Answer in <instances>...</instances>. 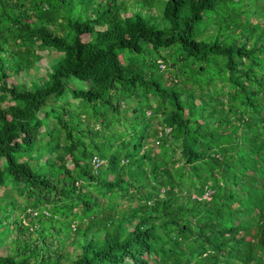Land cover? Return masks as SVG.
Listing matches in <instances>:
<instances>
[{
	"label": "trees",
	"instance_id": "1",
	"mask_svg": "<svg viewBox=\"0 0 264 264\" xmlns=\"http://www.w3.org/2000/svg\"><path fill=\"white\" fill-rule=\"evenodd\" d=\"M1 161L0 264H264V0H0Z\"/></svg>",
	"mask_w": 264,
	"mask_h": 264
},
{
	"label": "rangeland",
	"instance_id": "2",
	"mask_svg": "<svg viewBox=\"0 0 264 264\" xmlns=\"http://www.w3.org/2000/svg\"><path fill=\"white\" fill-rule=\"evenodd\" d=\"M84 38L87 40L89 37H88V35H85ZM43 54H44L43 58L37 64L38 69H33L29 73L22 72L20 75H16L14 77L9 78V82L10 83L19 82V83H25V84L30 85L31 80H35V81H39V79L46 80L47 79V71L50 69H55V67H56L55 63H58L57 58L62 55V51H59L56 49H51L49 51L44 50ZM199 102H200V100H199ZM99 124H100L99 122L96 123L95 127L98 128ZM149 141L152 144V148H154V153H158V147L156 146L158 144L157 141L155 139H152V138H150ZM44 161H45V158H43L41 162L43 163ZM99 163L102 164L103 162L96 159L95 164L98 165ZM69 166L73 167L72 162H69ZM1 168H2V161L0 162V169ZM110 178H112V175H110ZM148 181H149V179L146 180V182H148ZM180 189H181V192L179 191V193H183L184 195L187 193H190V192L194 193V190H195V189L187 188L186 186H184V184H181ZM10 190L11 189L9 187H6V188L2 187L1 193L4 195H11L12 190L11 191ZM208 193H209V191H208ZM124 205L125 206H127V205L134 206L136 204H135V202H129V201L124 200ZM14 236H15V232L14 231L10 232V234H8L6 236V238H4L0 241V258H2L4 255H6V253L9 251V244L11 241L10 238L14 237ZM151 264H155L154 261H151Z\"/></svg>",
	"mask_w": 264,
	"mask_h": 264
},
{
	"label": "clouds",
	"instance_id": "3",
	"mask_svg": "<svg viewBox=\"0 0 264 264\" xmlns=\"http://www.w3.org/2000/svg\"><path fill=\"white\" fill-rule=\"evenodd\" d=\"M210 193H211V192H209L208 194L206 193L207 195L205 194L206 197L209 198V199H210Z\"/></svg>",
	"mask_w": 264,
	"mask_h": 264
}]
</instances>
